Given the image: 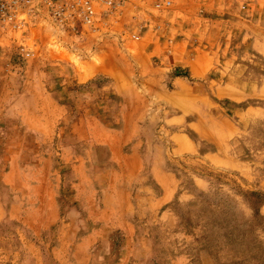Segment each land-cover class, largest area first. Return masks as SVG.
Listing matches in <instances>:
<instances>
[{
  "label": "crops",
  "instance_id": "obj_1",
  "mask_svg": "<svg viewBox=\"0 0 264 264\" xmlns=\"http://www.w3.org/2000/svg\"><path fill=\"white\" fill-rule=\"evenodd\" d=\"M124 7L144 16L153 10L150 3ZM157 12L156 22L148 21L152 33H146L143 22H135L131 32L139 35V42L130 57L146 88L172 108L165 122L187 128L170 134L174 150L196 153L192 138L208 137L209 106L256 113L264 105V0H166ZM110 21L106 35L112 32ZM118 33L121 41L125 32ZM33 34H0V137L5 140L0 147V225H11L0 234L15 239L9 245L17 246L10 261L29 264L30 257L31 264H40L38 246L43 245L37 236L55 227L54 242L46 246L56 264H136L141 251L132 247L149 246L148 225L174 222L168 205L175 180L159 164L144 172L134 141L132 122L138 115L133 103L121 112L117 129H91V120L84 119L90 127L71 135L88 147L73 158L64 154L63 161L53 164V154L63 155L64 147L38 145L64 136L59 123L65 105L59 93L65 90V76L75 85L103 76L110 88L126 95L137 89L131 72L115 71L102 59L80 70L48 39ZM17 45L33 54L22 59ZM26 138L34 142H23ZM97 143L106 146L107 165L95 163L91 155ZM61 188L70 195H62ZM117 234L116 243L112 236Z\"/></svg>",
  "mask_w": 264,
  "mask_h": 264
},
{
  "label": "rangeland",
  "instance_id": "obj_2",
  "mask_svg": "<svg viewBox=\"0 0 264 264\" xmlns=\"http://www.w3.org/2000/svg\"><path fill=\"white\" fill-rule=\"evenodd\" d=\"M145 12L144 16L142 12L135 13L124 7L121 13L112 17L109 35L102 29L90 32L87 27H78L77 34H58L59 42L49 36L47 29L36 27L33 31V27L30 28L32 34L36 33L32 36L38 34L45 42L48 39L61 56L75 63L80 70L86 68L87 62L99 63L102 59L115 71L128 72L129 69L131 75L128 76L137 87L123 95L110 88L103 76L97 75L76 85L65 76V90L59 93L65 105L59 123L64 136L59 140L54 138L49 144L38 145L64 147L63 155L53 154V164L63 161L64 154L73 158L71 155L77 156L88 147L85 140L78 141L71 135L72 131H86L90 127V122L84 119L91 120V129L94 125L97 130L117 129L121 112L133 103L132 109L138 115V121L132 122L136 130L134 141L139 143L144 172L151 165L159 164L169 170L175 180L174 197L168 205L174 222L165 226L157 222L148 225L149 246L132 247L141 251L136 264H264V105L256 113L241 107L209 106L207 111L212 121L208 124V137L192 138L197 143V152L182 154L174 150L170 134L187 131V128L165 122L172 108L146 88L144 78L138 75L130 57L139 42L127 38L134 34L131 30L135 28V22H143L144 28H148L146 33H152L148 21L154 18L156 22L158 18L157 11ZM118 32H125L121 41ZM96 36L102 39L94 41ZM35 45L42 47L39 43ZM162 83L167 88L165 79ZM7 126L12 130V123ZM25 141L34 142L27 138L23 139ZM4 144L5 140L0 137V147ZM207 151L215 154L204 153ZM91 155L95 163H110L104 144H93ZM61 190L62 195H70L65 188ZM10 227L6 222L0 225V230L8 231ZM54 229L37 236L43 245L38 246L40 264H56L51 258L50 246H46L54 242ZM2 236L0 264H12V250L17 246L9 245L15 239ZM112 237L116 243L120 240L118 234ZM27 258L31 264V258ZM21 259L24 262L23 256ZM13 263L18 262L15 259Z\"/></svg>",
  "mask_w": 264,
  "mask_h": 264
},
{
  "label": "built area",
  "instance_id": "obj_3",
  "mask_svg": "<svg viewBox=\"0 0 264 264\" xmlns=\"http://www.w3.org/2000/svg\"><path fill=\"white\" fill-rule=\"evenodd\" d=\"M146 3L155 11L166 6V0H0V34L15 33L23 37L31 27H39L49 30V36L59 42L58 34H77L78 27L109 33L105 27L124 6L139 7ZM138 37L134 33L127 38ZM17 47L22 59L33 54L30 48Z\"/></svg>",
  "mask_w": 264,
  "mask_h": 264
}]
</instances>
